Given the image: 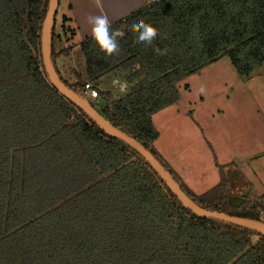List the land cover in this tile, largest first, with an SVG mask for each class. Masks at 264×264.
Returning <instances> with one entry per match:
<instances>
[{
    "label": "trees",
    "instance_id": "16d2710c",
    "mask_svg": "<svg viewBox=\"0 0 264 264\" xmlns=\"http://www.w3.org/2000/svg\"><path fill=\"white\" fill-rule=\"evenodd\" d=\"M49 6L0 0V264H264V233L185 206L137 149L51 82L42 47ZM140 20L158 29L150 46L131 30ZM115 30L124 32L119 55L86 38L87 78L72 81L58 66L67 50L56 48L55 25L56 70L85 98L86 82L99 88L109 72H125L124 95L99 89L92 103L170 171L152 118L180 98L179 82L226 55L242 75L264 64V0H155ZM174 177L203 208L264 220V204L229 195L224 180L195 193Z\"/></svg>",
    "mask_w": 264,
    "mask_h": 264
},
{
    "label": "rangeland",
    "instance_id": "374dc122",
    "mask_svg": "<svg viewBox=\"0 0 264 264\" xmlns=\"http://www.w3.org/2000/svg\"><path fill=\"white\" fill-rule=\"evenodd\" d=\"M72 57L86 76L80 46ZM179 91L175 103L153 114L161 160L192 192L224 180L229 195L264 204V64L242 75L222 56L181 80Z\"/></svg>",
    "mask_w": 264,
    "mask_h": 264
},
{
    "label": "water",
    "instance_id": "95a60500",
    "mask_svg": "<svg viewBox=\"0 0 264 264\" xmlns=\"http://www.w3.org/2000/svg\"><path fill=\"white\" fill-rule=\"evenodd\" d=\"M59 7V0H50L49 10L45 18L42 34V47H43V57L44 63L49 74L51 82L66 96H68L72 101L83 108L106 132L117 136L129 145L138 150L147 161L156 169V171L165 179L171 190L179 197V199L184 203L185 206L197 212L200 215L218 218L229 223H236L240 226L247 227L250 229H257L258 231L264 233V220L251 219L247 217H242L238 215H230L222 211H210L206 208L201 207L196 201H194L182 188L177 179L173 176L170 170H168L165 165L155 156V154L148 149L144 144L139 142L133 136L119 130L115 127L90 101L88 98L82 96L79 92L70 88L59 76L55 64L52 59V36L53 28L55 26V15ZM29 21V15L26 17ZM25 39L30 43L28 38V29L25 32Z\"/></svg>",
    "mask_w": 264,
    "mask_h": 264
},
{
    "label": "crops",
    "instance_id": "0c3cea01",
    "mask_svg": "<svg viewBox=\"0 0 264 264\" xmlns=\"http://www.w3.org/2000/svg\"><path fill=\"white\" fill-rule=\"evenodd\" d=\"M155 0H103V9L112 25L124 20L133 12L149 5ZM64 4V9L59 13L60 6ZM57 19L60 20L57 33L60 38L56 42L58 50H67L64 54L58 56V66L63 74H68L70 80L75 81L76 72H79L83 78H87L75 64L71 63L75 47L90 37V26L86 22L89 14H99V9L94 4V0H59ZM59 16V17H58ZM64 17L66 20L64 21ZM57 24V23H56ZM74 45V46H73ZM72 62L73 59H72ZM115 69L102 78L99 89L111 90L117 96L124 95L127 92L129 84L126 80L125 72ZM71 72V73H70Z\"/></svg>",
    "mask_w": 264,
    "mask_h": 264
},
{
    "label": "clouds",
    "instance_id": "9594fccd",
    "mask_svg": "<svg viewBox=\"0 0 264 264\" xmlns=\"http://www.w3.org/2000/svg\"><path fill=\"white\" fill-rule=\"evenodd\" d=\"M94 4L99 9V14H89L86 18V22L90 26V35L106 56L119 55L120 48L117 38L123 37L124 32L120 30L111 31L112 20L104 12L103 0H94ZM131 30L139 33L138 40L146 46L152 45L158 35L157 27L143 20L133 24ZM154 51L159 55L164 54L158 47Z\"/></svg>",
    "mask_w": 264,
    "mask_h": 264
},
{
    "label": "built area",
    "instance_id": "2783aa9c",
    "mask_svg": "<svg viewBox=\"0 0 264 264\" xmlns=\"http://www.w3.org/2000/svg\"><path fill=\"white\" fill-rule=\"evenodd\" d=\"M84 90L87 93V98L90 101H96L100 96L99 88L95 86L93 82H86L84 85Z\"/></svg>",
    "mask_w": 264,
    "mask_h": 264
}]
</instances>
